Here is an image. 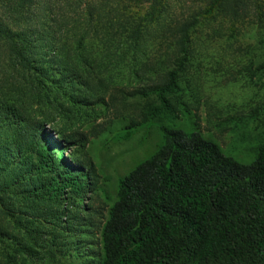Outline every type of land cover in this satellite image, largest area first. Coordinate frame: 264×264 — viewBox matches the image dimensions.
Listing matches in <instances>:
<instances>
[{"label": "rangeland", "instance_id": "374dc122", "mask_svg": "<svg viewBox=\"0 0 264 264\" xmlns=\"http://www.w3.org/2000/svg\"><path fill=\"white\" fill-rule=\"evenodd\" d=\"M1 3L18 8L20 17L12 13L0 22V188L16 169L27 175L19 192L0 196V264H56L50 241L59 264H99L119 180L158 150L161 127L170 123L155 119L125 141L109 137L149 107L174 117L179 129L200 126L203 136L239 160L264 141V0H99L90 10L85 0ZM106 12L114 15L103 21ZM173 31L181 44L187 41L191 64L176 73L183 76L175 114L161 102L167 85L156 84L175 74L182 54ZM25 41L33 42L31 54L22 52L31 69L12 49L17 44L21 51ZM160 60L158 70L142 69ZM85 83L97 91L87 93ZM80 93L88 99L79 101ZM54 139L67 164L59 161L64 153ZM47 191L54 194L37 199ZM29 192L40 202L26 212ZM57 213L41 227L43 217ZM29 230L38 245H30Z\"/></svg>", "mask_w": 264, "mask_h": 264}, {"label": "trees", "instance_id": "16d2710c", "mask_svg": "<svg viewBox=\"0 0 264 264\" xmlns=\"http://www.w3.org/2000/svg\"><path fill=\"white\" fill-rule=\"evenodd\" d=\"M11 1L7 0L8 3ZM94 1L85 0L84 8L89 6L90 10L101 6L99 0ZM14 9L4 7L0 0V22L11 20L12 13L19 18L20 12ZM121 13H126L125 8ZM114 14H118L117 8ZM113 15L106 12L107 18L103 21ZM173 32L182 54L176 55L175 74L156 84L167 85L168 98H159L175 114L180 107L175 96L181 92L178 85L183 76L176 73L185 72L191 64L185 47L187 41L181 44L180 33ZM32 45V41L23 42L19 52L17 44L12 46L19 61L29 69L31 63L22 52L31 54ZM44 49L45 45L40 44L39 52ZM161 63L160 60L144 65L142 69L158 70ZM84 86L89 94L97 91L89 83ZM144 95L149 97L151 92ZM87 99L80 93L79 101ZM113 99L111 102L117 100ZM255 117L258 118V114ZM155 119L167 120L170 125L161 127L162 144L158 150L119 180L117 196L108 208V219L102 228L99 264H264V141L253 144L249 155L239 160L225 154L219 145L203 136L198 129L200 126L196 125L197 129L192 130L177 128L174 117L161 112L158 107H149L146 113L131 121L129 127L112 131L109 138L129 140L140 129L151 127ZM44 163L49 164L48 161ZM16 170L6 187L0 188V196L16 194L26 184L22 179L27 174ZM17 181L21 184L15 190ZM79 185L86 186L83 182ZM53 194L51 191L44 196L38 193L37 199L44 200ZM23 198L24 204L29 205L26 212L40 202L30 192ZM36 212L35 207L32 217ZM16 215L21 221L28 220ZM58 215L43 217L41 227L53 223ZM20 225L21 230L31 228ZM79 226L83 227L81 223L77 224ZM29 236L32 239L30 245H38L39 239L33 238L30 230ZM47 245L52 260L59 264L57 253L51 249L55 244L50 241Z\"/></svg>", "mask_w": 264, "mask_h": 264}, {"label": "clouds", "instance_id": "9594fccd", "mask_svg": "<svg viewBox=\"0 0 264 264\" xmlns=\"http://www.w3.org/2000/svg\"><path fill=\"white\" fill-rule=\"evenodd\" d=\"M54 140L57 142V145H58L57 149H59V152L64 153L65 159H61V157H60L59 161L63 162L64 164H67V158L65 157L66 152L64 150H60L61 146L59 145V142L57 141V139H54ZM50 148L52 150L51 152L55 151V153H57L56 145L53 142L50 143ZM74 170L77 171L76 169H74Z\"/></svg>", "mask_w": 264, "mask_h": 264}]
</instances>
